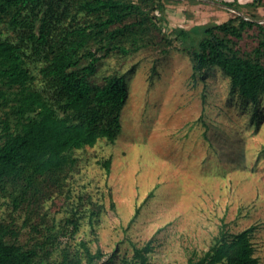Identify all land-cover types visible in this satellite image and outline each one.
<instances>
[{
	"label": "rangeland",
	"instance_id": "obj_1",
	"mask_svg": "<svg viewBox=\"0 0 264 264\" xmlns=\"http://www.w3.org/2000/svg\"><path fill=\"white\" fill-rule=\"evenodd\" d=\"M252 1L239 0L240 8L233 10L226 6L232 0H165L150 45L103 56L92 81L117 74L127 83L120 132L114 143L99 140L74 154L78 163L63 191L51 190L41 203L46 219L31 216L41 222V233L23 226L19 242L43 239L44 228L53 222L59 231L73 206L80 216L78 231L56 233L49 261L59 260L65 246L72 253L81 250L83 241L91 253H102L96 264H132L133 248L147 243L152 247L148 264H187L209 249L221 229L237 233L254 226V256L264 264V96L255 108L231 91L219 68L195 71L172 32L238 14L264 23V0ZM0 27L3 36L20 40L18 31ZM252 34L247 31L242 46L253 44ZM26 49L36 74L42 61ZM91 209L99 211L93 227ZM12 216L20 226L25 213L13 214L9 197L0 194V218Z\"/></svg>",
	"mask_w": 264,
	"mask_h": 264
},
{
	"label": "trees",
	"instance_id": "obj_2",
	"mask_svg": "<svg viewBox=\"0 0 264 264\" xmlns=\"http://www.w3.org/2000/svg\"><path fill=\"white\" fill-rule=\"evenodd\" d=\"M165 0H0V25L18 31L20 40L0 29V194H7L12 213L23 210L20 226L12 216L0 218V264H96L102 257L85 242L73 253L65 246L59 260L49 261L57 248L55 235H74L80 216L72 206L59 231L53 222L43 239L19 242L21 227L40 232L41 203L51 190L63 191L77 165L76 152L99 140L114 143L121 129V111L128 96L123 75L92 81L100 60L113 51L127 55L151 44L159 30ZM261 3V0H254ZM239 0L228 4L240 8ZM81 15V16H78ZM1 28V27H0ZM252 31L253 44L241 45ZM173 37L191 58L195 71L219 68L237 92L255 108L264 96V23L236 15L219 24L175 28ZM162 39L170 42L167 36ZM187 41V42H186ZM96 48L92 50L91 44ZM28 47L42 61L34 74L28 66ZM104 52L100 54V52ZM41 85L36 86V79ZM109 171L110 161H104ZM91 209L88 223H98ZM254 226L237 233L221 229L215 242L187 264H258L254 256ZM41 233V232H40ZM150 243L133 248L132 264H148Z\"/></svg>",
	"mask_w": 264,
	"mask_h": 264
}]
</instances>
